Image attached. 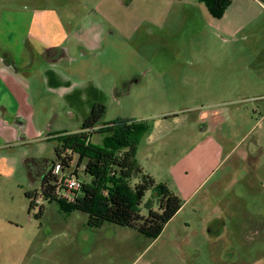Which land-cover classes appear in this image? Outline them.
<instances>
[{"label":"rangeland","instance_id":"rangeland-1","mask_svg":"<svg viewBox=\"0 0 264 264\" xmlns=\"http://www.w3.org/2000/svg\"><path fill=\"white\" fill-rule=\"evenodd\" d=\"M59 3L65 8L61 17L65 23L70 18L68 11L74 8L80 14L88 12L95 25L103 30L99 47L92 50L87 59L79 57L77 48H70L79 77L92 80L96 97L105 105V114L97 127L123 120L149 125L165 115L177 114L175 119L180 123L177 126L180 132L165 134L153 150L156 160L172 164L171 158L187 148L185 135L193 137V144L205 136L200 132L197 118L200 112L208 110L209 100L223 103L221 106L229 107L230 111L238 108L244 113L247 110L253 118L250 122H260L264 114V95H259L264 92V14L257 4L234 7V10L239 7L254 12V28L246 32V40L238 39L240 34L234 41H227L231 37L219 31V25L227 24L228 16L217 20L202 0H46L38 6L56 7ZM55 30L59 33L58 27ZM247 74L251 75L250 79ZM223 90L226 91L221 92ZM227 101L232 105L226 106ZM51 103H55L54 100H50V106ZM229 123L219 127L222 131L211 133L225 149L233 146L235 135L243 136L245 128H233L234 133ZM228 128L230 133L226 132ZM90 140L93 145L113 143V134L96 132L91 134ZM40 143L45 150L39 151ZM56 145V140L29 145L17 142L0 150V174L4 172L0 175V204L4 203L5 208L4 215H0V251L24 252L23 256L34 254L29 258L31 264L36 261L42 264H144L154 259L155 252L164 246L163 238L150 240L140 236L136 239L131 236L135 235L133 230L109 222L91 227L85 212L43 198L39 170L31 166L30 175L26 161L39 158L48 163L55 161ZM217 151L220 147L215 143L209 144L207 153L200 145L194 151L198 152L195 163L201 156L209 159L201 174L215 164ZM77 163L78 157L74 154L67 173H75L73 176L80 181L89 182V176L83 173L85 162L78 166ZM185 167L176 166L167 178L186 192L200 182L201 176L194 170L183 185ZM139 180L133 176L129 183L133 186ZM28 191L36 193L35 206L30 212V200L25 196ZM254 204L241 210L239 220L234 221L229 232L241 236L238 243L241 252L252 250L251 243H255V259L263 256L259 264H264V243L258 241L264 236V181L257 183ZM40 206L42 211L37 214ZM149 206L154 209L158 206L153 189L145 192L140 213L146 214ZM195 245L198 243H193L191 250ZM244 259L249 258L240 260ZM195 260L193 255L190 264H199V260ZM151 262L157 263L156 259Z\"/></svg>","mask_w":264,"mask_h":264},{"label":"crops","instance_id":"crops-1","mask_svg":"<svg viewBox=\"0 0 264 264\" xmlns=\"http://www.w3.org/2000/svg\"><path fill=\"white\" fill-rule=\"evenodd\" d=\"M45 1L0 0V150L17 142L29 145L79 132L92 106L100 103L92 80L79 77L80 71L73 65L76 58L71 55L70 48H77L79 57L87 59L100 45L102 28L95 25L88 12L80 14L74 8L68 11L70 18L65 23L61 18L63 4L38 6ZM245 3L257 4L264 14L263 0H230L223 15L217 18L224 20L228 16L230 20L219 25V31L231 37L227 41H234L240 34L238 39L246 40V32L254 28V12L239 7L234 10ZM55 27L59 28V33ZM246 76L250 79L251 75ZM50 100L55 102L51 106ZM221 104L207 101L208 110L200 112L197 118L200 132L205 136L193 144V137L184 134L187 148L181 155L171 158L172 164L156 160L153 150L165 134H177L180 125L176 123L177 114L165 115L149 125L147 122L145 139H142L143 134L138 139L134 155L137 165L156 183L172 187L170 191L182 200L178 211L157 237L151 239L128 228L135 232L131 236L136 239L140 236L150 240L163 238L162 249L144 264H152L155 259L156 264H190L193 255L199 264H259L263 258L255 259L253 242L252 250L241 252L238 244L241 236L230 234L229 230L234 227V221L239 220L241 210L255 205L257 183L264 181V114L259 123L250 122L253 118L247 110L244 113L238 108L230 111ZM228 105H232L231 102L227 101ZM225 122L232 124V131L245 126L241 132L243 136L237 138L235 135L233 146L226 149L211 134L222 131L219 127ZM259 125L263 127L257 128ZM226 132L230 133V129ZM210 143L219 146L220 151L214 155L215 164L201 174L209 159L201 156L195 163L198 152L194 151L200 145L207 153ZM40 145L39 151L46 149L44 144ZM184 165L187 168L183 171V185L194 170L201 176L200 182L186 192L167 178L176 166ZM4 210V203L0 204V215H4ZM258 241L264 243V236ZM193 243L198 245L191 250ZM22 254L24 252L0 251V264H31L29 258L34 254ZM241 257L249 259L240 260ZM35 264L42 263L36 261Z\"/></svg>","mask_w":264,"mask_h":264},{"label":"trees","instance_id":"trees-1","mask_svg":"<svg viewBox=\"0 0 264 264\" xmlns=\"http://www.w3.org/2000/svg\"><path fill=\"white\" fill-rule=\"evenodd\" d=\"M211 16L220 18L230 0H202ZM105 105L96 103L81 125L79 132L58 135L54 148L56 160L26 161L30 175L31 166H37L40 174L41 193L47 201H57L72 209L85 212L88 215V225L100 227L105 222L136 230L148 237H157L169 219L178 211L182 204L179 196L171 192L165 184L156 183L145 174L135 161V149L139 137L146 131V125L136 124L132 120H123L107 126L98 123L105 114ZM92 129L91 131H88ZM109 132L113 134V143L93 145L91 134ZM78 157L77 166L85 162L83 173L89 176V182H83L81 191L73 202L57 199L54 192L59 175L53 173L54 166L60 165V173H67L73 160ZM32 161V162H31ZM75 174V173H74ZM73 174V175H74ZM140 180L133 186L131 177ZM153 189L157 196L156 209H148L141 214L139 206L147 190ZM30 200L28 212L35 206L33 201L36 193L25 192ZM42 206L38 213H41ZM150 208V206H149Z\"/></svg>","mask_w":264,"mask_h":264},{"label":"built area","instance_id":"built-area-1","mask_svg":"<svg viewBox=\"0 0 264 264\" xmlns=\"http://www.w3.org/2000/svg\"><path fill=\"white\" fill-rule=\"evenodd\" d=\"M92 129L87 130L91 131ZM53 173L59 175L57 179V186L55 188V196L57 199L65 200L67 202H73L76 196L81 191L83 186V182L80 181L73 175H69L68 173H60V165L56 164L54 166Z\"/></svg>","mask_w":264,"mask_h":264}]
</instances>
